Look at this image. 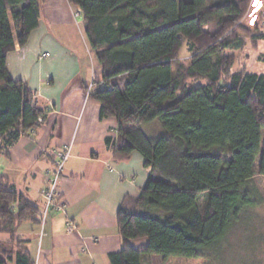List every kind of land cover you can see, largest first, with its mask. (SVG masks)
Returning a JSON list of instances; mask_svg holds the SVG:
<instances>
[{
  "label": "trees",
  "instance_id": "trees-1",
  "mask_svg": "<svg viewBox=\"0 0 264 264\" xmlns=\"http://www.w3.org/2000/svg\"><path fill=\"white\" fill-rule=\"evenodd\" d=\"M45 1L0 0V157L40 126L39 116L44 119L31 92L9 76L6 57L26 44ZM67 1L80 10L101 68L88 97L99 104L100 119L117 122L116 138L105 143L115 160L138 152L149 169L139 196L125 198L117 212L122 247L108 255L109 263L202 256L250 203L255 174L264 176V75L232 72L234 54L225 53L242 50L247 37L264 41L257 25L250 35L238 24L251 0ZM154 120L165 131L157 139L141 129ZM25 222L41 223V211L2 176L0 235L8 238L0 248L16 246L13 255L0 249V264H35L17 236ZM143 238L144 248L130 245Z\"/></svg>",
  "mask_w": 264,
  "mask_h": 264
},
{
  "label": "crops",
  "instance_id": "crops-1",
  "mask_svg": "<svg viewBox=\"0 0 264 264\" xmlns=\"http://www.w3.org/2000/svg\"><path fill=\"white\" fill-rule=\"evenodd\" d=\"M6 67L9 76L31 92L44 119L7 158L0 157V179L7 178L42 211L40 192L58 152L70 148L55 206L43 224L23 223L18 238L27 242L35 264H110L108 255L122 247L117 212L125 198L139 196L149 169L138 152L115 160L105 143L116 138L117 122L100 119L99 104L88 97L101 68L91 54L80 10L67 0H46L37 28L25 45L17 44L7 55ZM67 223L74 226L70 232ZM146 244L145 238L130 241L136 249ZM157 257L149 258L152 264Z\"/></svg>",
  "mask_w": 264,
  "mask_h": 264
},
{
  "label": "rangeland",
  "instance_id": "rangeland-1",
  "mask_svg": "<svg viewBox=\"0 0 264 264\" xmlns=\"http://www.w3.org/2000/svg\"><path fill=\"white\" fill-rule=\"evenodd\" d=\"M216 4L222 3L214 0ZM78 16V12H75ZM264 20V0H251L249 9L238 22L251 35L256 34V25L261 28ZM77 21L82 22L81 18ZM13 35H16V24L11 21ZM235 26L231 28L234 30ZM246 46L240 51L226 50V54H234V66L232 72L247 71L249 73L264 75V62L259 57L264 55V41L253 44L247 37ZM186 52L185 48L181 51ZM141 129L151 139H157L164 135L165 131L158 120L143 124ZM264 132V130H263ZM264 137V133H263ZM260 156H257L255 166L258 165ZM19 183V180H15ZM249 186L256 189L250 195V203L238 209L236 219L224 239L219 241L213 248L203 250L202 256L196 258L157 257L153 264H264V176L255 174ZM18 204L12 206L13 209ZM60 209V208H59ZM50 212V210L48 211ZM6 235H0V240L6 241ZM16 241L4 243L0 249L15 252ZM156 256V255H155Z\"/></svg>",
  "mask_w": 264,
  "mask_h": 264
},
{
  "label": "built area",
  "instance_id": "built-area-1",
  "mask_svg": "<svg viewBox=\"0 0 264 264\" xmlns=\"http://www.w3.org/2000/svg\"><path fill=\"white\" fill-rule=\"evenodd\" d=\"M264 31V20L262 22L261 28ZM47 56V54L42 55V57ZM92 85L89 86L88 93L91 89ZM33 103V100H31ZM37 122L41 125L43 122V118L41 116L38 117ZM70 154L69 146H65L61 151L57 154V161L54 164L53 170L51 171L50 178L48 180L47 186L41 190L40 194L43 198L44 208L41 211V224H43L48 211L55 206V202L58 199L57 186L58 181L63 171V167L65 162L67 161ZM67 230L70 232L74 229V226L70 223L66 224Z\"/></svg>",
  "mask_w": 264,
  "mask_h": 264
}]
</instances>
